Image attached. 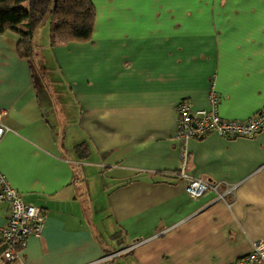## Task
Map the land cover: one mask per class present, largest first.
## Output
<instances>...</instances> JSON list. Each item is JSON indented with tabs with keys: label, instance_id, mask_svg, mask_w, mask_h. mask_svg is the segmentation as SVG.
I'll return each mask as SVG.
<instances>
[{
	"label": "crops",
	"instance_id": "crops-1",
	"mask_svg": "<svg viewBox=\"0 0 264 264\" xmlns=\"http://www.w3.org/2000/svg\"><path fill=\"white\" fill-rule=\"evenodd\" d=\"M92 39L57 71L0 34V173L45 215L10 264H231L264 240V129L190 140L185 172L237 185L188 198L178 103L246 120L264 109V0H91ZM36 36V35H35ZM34 37V47L35 45ZM59 57H57V55ZM56 62V63H57ZM0 203V227L7 221ZM0 264H8L1 257Z\"/></svg>",
	"mask_w": 264,
	"mask_h": 264
},
{
	"label": "built area",
	"instance_id": "built-area-1",
	"mask_svg": "<svg viewBox=\"0 0 264 264\" xmlns=\"http://www.w3.org/2000/svg\"><path fill=\"white\" fill-rule=\"evenodd\" d=\"M213 78L208 98L209 108L192 111L186 102L178 103L176 111V139L179 141L181 168L178 175L185 183L188 198L196 199L212 192L216 200L225 201L232 195L237 185L226 186L219 191L218 184L206 182L199 177H192L185 172L188 151L187 143L190 140L202 139L208 134H216L223 138H251L264 129V109L261 113L246 120H225L218 114V95L214 90ZM7 115V111H0V122ZM8 128L0 123V140ZM0 203L7 205V221L0 227V243L2 259L10 264L19 259V250L26 246L30 236L39 237L43 230L45 215L42 210L33 205L24 204L21 194L17 193L11 183L0 173ZM231 264H264V240L254 243L252 250Z\"/></svg>",
	"mask_w": 264,
	"mask_h": 264
},
{
	"label": "trees",
	"instance_id": "trees-1",
	"mask_svg": "<svg viewBox=\"0 0 264 264\" xmlns=\"http://www.w3.org/2000/svg\"><path fill=\"white\" fill-rule=\"evenodd\" d=\"M91 0H0V34L13 32L22 57L34 59V37L51 15L52 45L92 39L96 20Z\"/></svg>",
	"mask_w": 264,
	"mask_h": 264
},
{
	"label": "rangeland",
	"instance_id": "rangeland-1",
	"mask_svg": "<svg viewBox=\"0 0 264 264\" xmlns=\"http://www.w3.org/2000/svg\"><path fill=\"white\" fill-rule=\"evenodd\" d=\"M51 15L48 16V18L44 21V23L40 26L38 31L36 32L35 36V45L36 50L39 52L38 60L44 65V67H47L49 70L50 76H52V80L57 83L61 84L64 82V78L61 73L57 71L58 69V62L57 58L54 56V47L57 45H52L51 43ZM87 42V41H83ZM83 42H77V43H83ZM57 57H59L58 54H56ZM57 62V63H56Z\"/></svg>",
	"mask_w": 264,
	"mask_h": 264
}]
</instances>
